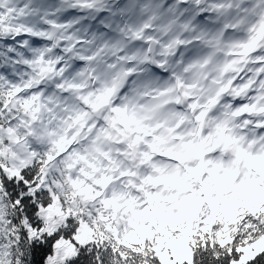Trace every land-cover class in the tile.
<instances>
[{"label": "clouds", "instance_id": "clouds-1", "mask_svg": "<svg viewBox=\"0 0 264 264\" xmlns=\"http://www.w3.org/2000/svg\"><path fill=\"white\" fill-rule=\"evenodd\" d=\"M0 264H264V0H0Z\"/></svg>", "mask_w": 264, "mask_h": 264}]
</instances>
